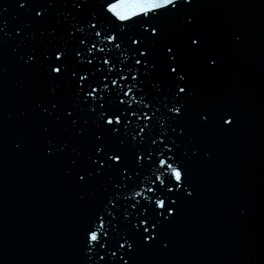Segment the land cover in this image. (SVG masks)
<instances>
[{
	"label": "water",
	"instance_id": "obj_1",
	"mask_svg": "<svg viewBox=\"0 0 264 264\" xmlns=\"http://www.w3.org/2000/svg\"><path fill=\"white\" fill-rule=\"evenodd\" d=\"M21 2L0 0V10H6L5 31L12 32L0 46V264H81L83 228L90 207L103 194L101 185L108 186V181L105 177L81 187L65 175L70 153L53 160L43 155L47 138L64 139L70 132L53 125L49 137L43 134L51 122L39 117L35 105L47 98L49 84L38 65L25 66L21 56L48 45L52 39L48 29L57 24V10H50L45 24L25 29L34 39L20 45L13 30L34 16L25 14L27 3L19 9ZM101 3L88 0L87 11L101 12ZM178 8L175 16L153 21L161 25L158 33L162 31L153 54L159 57L163 46L175 41L195 92L185 119L174 124L178 130L180 125L186 129L178 140L182 147L176 163L186 170L194 196L180 198L178 214L162 232L168 249L137 247L129 264H264V0H194L192 6ZM186 16L195 17V29L202 33L207 51L218 57L216 69L209 71L202 56L184 49L181 20ZM128 31L141 29L133 26ZM125 55L114 48L110 54L118 61ZM124 62L135 71L131 59ZM122 66L118 63L116 70ZM60 100L70 102V91L64 90ZM202 111L215 112L212 125H199ZM21 112L27 115L22 117ZM228 112L236 117L234 126L221 129L219 116ZM167 116L158 114L155 132L161 131V124L171 123ZM132 119L135 128L137 121ZM18 141L22 150L15 148ZM87 147L86 142L80 145L82 153ZM193 148L197 155L189 158ZM128 151L131 163L130 147ZM156 168L149 169L139 188L127 195L141 191L136 199L147 202L151 193L146 188L159 174Z\"/></svg>",
	"mask_w": 264,
	"mask_h": 264
},
{
	"label": "snow or ice",
	"instance_id": "obj_2",
	"mask_svg": "<svg viewBox=\"0 0 264 264\" xmlns=\"http://www.w3.org/2000/svg\"><path fill=\"white\" fill-rule=\"evenodd\" d=\"M26 3L25 14L34 12V16L13 30L20 45L34 39L25 29L45 24L50 10L56 9L58 17L56 26L48 29L52 37L48 45L21 56L25 66L38 65L41 78L49 84L47 98L35 105L39 117L51 122L43 134L49 137L53 125L70 132L64 139L47 138L43 155L53 160L70 153L65 175L81 187L105 177L108 181V186L101 185L103 194L90 207L83 228L81 264H129L137 247L167 250L169 243L162 239V232L178 214L180 198L194 196L186 170L176 163V153L182 147L178 140L186 129L180 125L178 130L174 124L185 119L195 92L175 41L166 43L159 57L153 54L162 35V31L158 33L160 23L153 21L175 16L181 10L178 6H192L194 0H102L101 12L87 11L88 0H24L19 9L24 10ZM3 11L0 46L12 38V32L5 31L8 24L2 19ZM181 24L184 49L202 56L209 71L216 69L218 57L207 51L202 33L195 29V17L186 16ZM133 26L141 31L129 32ZM113 48L128 55L123 61L112 59ZM128 59L135 71L124 62ZM118 63L123 66L116 70ZM64 90L70 91V102L61 103ZM133 103L143 108H134ZM164 112L171 123L167 127L161 124L157 133L155 120ZM215 118L214 111H202L198 123L208 127ZM141 119L147 123H139ZM235 121L231 112L219 116L221 129L231 130ZM85 142L87 151L82 153L80 145ZM23 147L21 142L15 143L17 150ZM188 152L186 149L185 155ZM196 155L197 150L191 149L189 158ZM156 165L159 174L146 188L151 193L147 202L136 199L142 196L138 190L128 196V190L139 188L141 177ZM80 199L84 200V195Z\"/></svg>",
	"mask_w": 264,
	"mask_h": 264
}]
</instances>
